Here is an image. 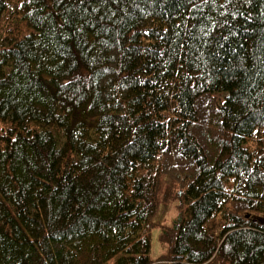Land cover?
<instances>
[{
    "label": "trees",
    "instance_id": "1",
    "mask_svg": "<svg viewBox=\"0 0 264 264\" xmlns=\"http://www.w3.org/2000/svg\"><path fill=\"white\" fill-rule=\"evenodd\" d=\"M0 264H264V0H0Z\"/></svg>",
    "mask_w": 264,
    "mask_h": 264
},
{
    "label": "rangeland",
    "instance_id": "2",
    "mask_svg": "<svg viewBox=\"0 0 264 264\" xmlns=\"http://www.w3.org/2000/svg\"><path fill=\"white\" fill-rule=\"evenodd\" d=\"M175 183H172V181L166 176L162 175L160 178L158 208L153 218L154 226L150 232L151 248L149 256L153 261L168 255V245L161 240L160 236L162 229L171 226L178 215V199L176 197V191L179 190V184L177 182ZM170 185H172V187ZM168 187H171L170 191Z\"/></svg>",
    "mask_w": 264,
    "mask_h": 264
}]
</instances>
